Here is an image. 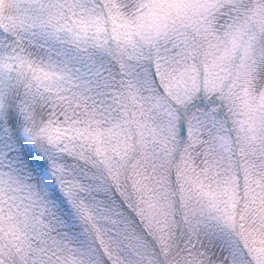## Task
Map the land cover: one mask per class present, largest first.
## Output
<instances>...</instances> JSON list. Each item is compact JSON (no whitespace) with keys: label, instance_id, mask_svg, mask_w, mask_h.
<instances>
[{"label":"snow or ice","instance_id":"obj_1","mask_svg":"<svg viewBox=\"0 0 264 264\" xmlns=\"http://www.w3.org/2000/svg\"><path fill=\"white\" fill-rule=\"evenodd\" d=\"M0 264H264V0H0Z\"/></svg>","mask_w":264,"mask_h":264}]
</instances>
